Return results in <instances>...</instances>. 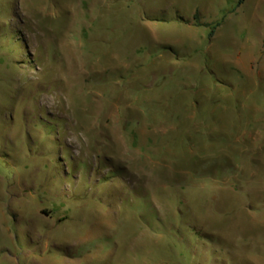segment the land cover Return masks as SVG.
Segmentation results:
<instances>
[{
    "label": "rangeland",
    "instance_id": "rangeland-1",
    "mask_svg": "<svg viewBox=\"0 0 264 264\" xmlns=\"http://www.w3.org/2000/svg\"><path fill=\"white\" fill-rule=\"evenodd\" d=\"M0 264H264V0H0Z\"/></svg>",
    "mask_w": 264,
    "mask_h": 264
},
{
    "label": "trees",
    "instance_id": "trees-1",
    "mask_svg": "<svg viewBox=\"0 0 264 264\" xmlns=\"http://www.w3.org/2000/svg\"><path fill=\"white\" fill-rule=\"evenodd\" d=\"M243 1H244V0H239V5H240L241 3H243ZM219 25H220V22L216 23V24L214 25V28H215V27H218ZM213 33H214V31H211L210 36H212Z\"/></svg>",
    "mask_w": 264,
    "mask_h": 264
}]
</instances>
